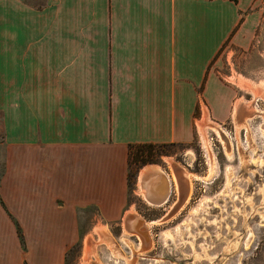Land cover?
Returning a JSON list of instances; mask_svg holds the SVG:
<instances>
[{"label":"crops","instance_id":"1","mask_svg":"<svg viewBox=\"0 0 264 264\" xmlns=\"http://www.w3.org/2000/svg\"><path fill=\"white\" fill-rule=\"evenodd\" d=\"M263 7L0 0V223L28 232L27 264H62L83 224L123 221L129 146L191 144L204 107L219 125L240 122L244 94L220 78V51L251 46ZM139 179L134 193L153 205ZM23 263L0 234V264Z\"/></svg>","mask_w":264,"mask_h":264},{"label":"rangeland","instance_id":"2","mask_svg":"<svg viewBox=\"0 0 264 264\" xmlns=\"http://www.w3.org/2000/svg\"><path fill=\"white\" fill-rule=\"evenodd\" d=\"M220 55V78L242 90L253 112L236 124L230 119L219 125L209 118L205 136L202 115L200 133L195 132L194 141L186 146H129L131 210L126 214L132 211L145 219L147 249H140L137 235L126 231L123 221L97 217L79 227L62 264H264V97L242 85L244 80L264 83V24L248 49L225 45ZM2 150L0 145V175ZM170 161L178 164L185 185L189 178L183 170L191 174L189 197L179 208L176 203L183 191L174 184ZM149 164L161 166L175 181L161 205L148 204L134 193L137 173L140 178L141 169ZM85 215L88 222L96 213L89 209ZM25 230L14 219L0 223V234L15 238L23 264L29 245Z\"/></svg>","mask_w":264,"mask_h":264},{"label":"bare ground","instance_id":"3","mask_svg":"<svg viewBox=\"0 0 264 264\" xmlns=\"http://www.w3.org/2000/svg\"><path fill=\"white\" fill-rule=\"evenodd\" d=\"M242 85L246 88L251 89L255 95H261L262 97H264V83L261 82L258 84H251L247 80H244V81H242ZM203 111H204V114H203L202 122H200V127H201L202 135L205 136V131L207 128L206 126L210 125V124H209V122H206L208 119V114H207V110L205 107H204ZM239 112H242V113L246 112L245 115H247V113L251 114L253 112L252 108H251V102L244 100V99L238 100L236 103L235 111H234V115L237 117L238 120H239V117H238ZM262 114L264 116V112ZM240 119L243 121V117H241ZM212 128H214V126H212ZM217 129L218 128H216V130ZM217 132L219 133L218 135L223 137V134L220 131L217 130ZM176 165L172 164V162L170 161V167L172 168L173 177L176 180L178 191L180 193H181V191H183V193L181 195L179 194V196H180L179 201H178V203H176V207L179 208L186 201V199L189 197V194L191 191V178H190L191 174L188 171L183 170V172L185 173L184 177L189 178L186 180L187 185H185L183 183L182 176L180 174L181 169L179 168L178 164H176ZM169 176L170 175L165 174L163 172V170L160 168V166L157 164H149V165H147L141 169L140 180H141L142 189L144 190V191L142 190V193L144 194V196L146 197V199L148 201L153 203V205H160L167 200V198L169 196L170 182L173 179L172 177H169ZM170 178H171V180H170ZM183 187H185L184 190H182ZM175 210H176V208L174 209V211ZM132 213L138 215V213H135L132 211H130L128 214L131 215ZM131 227L133 229H137L136 230L137 232H134L132 234L137 235L139 241L141 242L140 249L141 250L147 249V247L149 245V243H148L149 242V237H148L149 233L147 231V233L145 235L142 234V230H148L147 226H146V221H145V226L142 228H139L140 225L137 223L129 222V223H127V225H126V223H124V229L130 233L132 232V231H130Z\"/></svg>","mask_w":264,"mask_h":264},{"label":"water","instance_id":"4","mask_svg":"<svg viewBox=\"0 0 264 264\" xmlns=\"http://www.w3.org/2000/svg\"><path fill=\"white\" fill-rule=\"evenodd\" d=\"M129 222H131V223H137V224H139L140 225V227L139 228H142V227H144L145 226V219L144 218H142L139 214L137 215V214H131V215H129L128 213L123 217V227H124V223H126V225H127V223H129ZM137 226V225H136ZM137 229H133L132 227H131V230L130 231H132L131 233H134V232H137L136 231ZM147 233V230H142V234L143 235H145Z\"/></svg>","mask_w":264,"mask_h":264},{"label":"trees","instance_id":"5","mask_svg":"<svg viewBox=\"0 0 264 264\" xmlns=\"http://www.w3.org/2000/svg\"><path fill=\"white\" fill-rule=\"evenodd\" d=\"M144 145H149V146H152V145H154V144H144Z\"/></svg>","mask_w":264,"mask_h":264},{"label":"built area","instance_id":"6","mask_svg":"<svg viewBox=\"0 0 264 264\" xmlns=\"http://www.w3.org/2000/svg\"><path fill=\"white\" fill-rule=\"evenodd\" d=\"M168 200V199H167Z\"/></svg>","mask_w":264,"mask_h":264}]
</instances>
